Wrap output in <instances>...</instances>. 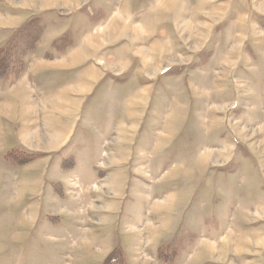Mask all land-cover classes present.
I'll return each mask as SVG.
<instances>
[{
    "label": "rangeland",
    "instance_id": "374dc122",
    "mask_svg": "<svg viewBox=\"0 0 264 264\" xmlns=\"http://www.w3.org/2000/svg\"><path fill=\"white\" fill-rule=\"evenodd\" d=\"M0 48V115L17 76H124L85 104L78 159L0 125V264H264V0H0Z\"/></svg>",
    "mask_w": 264,
    "mask_h": 264
},
{
    "label": "crops",
    "instance_id": "0c3cea01",
    "mask_svg": "<svg viewBox=\"0 0 264 264\" xmlns=\"http://www.w3.org/2000/svg\"><path fill=\"white\" fill-rule=\"evenodd\" d=\"M59 60L62 61L63 59ZM71 63H73V60ZM73 66L75 67L76 64L71 67ZM168 71L165 69L153 78L145 74H136V76H127L126 79L143 81V84L137 90H143V88L149 86L148 84H151V90L154 92L156 90V88H153L154 81H158ZM92 73L93 70L87 76H20L7 89H3L10 93L11 109L9 116L0 115V125L7 130L2 135V142L7 145L17 143V151H28L29 153L43 155L41 159L49 160L48 162L53 160L52 156H59L57 158L58 162H64L67 157L73 160L78 159L79 154L73 153L74 150H71L81 148L84 152L85 149L86 144L84 142L74 141L77 130L84 129L90 124L87 123V115L84 110L85 104L89 98L94 96L105 80L108 81L105 83L107 87H105L106 94H108L109 90H112V87L115 86L113 85L114 82L122 81L124 77L91 76ZM116 82L115 84H118ZM109 95L108 98H110ZM107 100L105 98L104 101ZM130 100L133 103V95ZM1 101L3 99H0ZM132 103L130 109L129 107L126 108L127 120L128 117L130 120L132 118ZM32 112L36 115L37 123L31 128L27 127L25 129L23 126L26 124L20 128L19 120L28 121L32 116L30 114ZM42 118H47V120L43 121ZM48 119L50 123H48ZM127 120L125 118L120 120L116 125L117 128L123 131L124 127L131 124ZM109 136L114 137V134L109 132L103 138L104 142L110 141L108 140ZM72 142L79 143L74 148H70ZM34 144L38 146H33ZM53 146L57 147L54 148ZM83 154L85 153L81 155ZM36 165V161L29 163L28 171L31 172L37 169ZM57 169H59V166H57ZM20 170L22 171L21 168Z\"/></svg>",
    "mask_w": 264,
    "mask_h": 264
},
{
    "label": "trees",
    "instance_id": "16d2710c",
    "mask_svg": "<svg viewBox=\"0 0 264 264\" xmlns=\"http://www.w3.org/2000/svg\"><path fill=\"white\" fill-rule=\"evenodd\" d=\"M35 23L36 22H34V21H29L27 24H25L23 26L22 29H20L17 32V36H18V38L20 40L19 44H20L21 49H22L21 54L19 52H17V71H22V69H23L22 66H24V64H23V60L21 58L23 56V53L25 51H28V50L31 51L34 47L33 46H29V45L30 44H34L35 45L36 40L38 38V35H39L38 34V29L39 28H38V26H36ZM11 49L12 48H8V49L6 48V50H5V49L2 48V50H0V71H3V68L6 67V65L14 70V64H15V61H16L15 60L16 53L13 52ZM5 59H9L10 61L7 62V60H5ZM18 60L20 61V63H18L19 62ZM1 74L2 73H0V79L4 76V75H1ZM17 77H20V76H17Z\"/></svg>",
    "mask_w": 264,
    "mask_h": 264
}]
</instances>
